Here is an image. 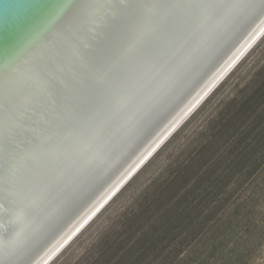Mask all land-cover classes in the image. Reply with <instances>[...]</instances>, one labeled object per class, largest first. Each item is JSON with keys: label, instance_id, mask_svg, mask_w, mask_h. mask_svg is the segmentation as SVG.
I'll list each match as a JSON object with an SVG mask.
<instances>
[{"label": "water", "instance_id": "water-1", "mask_svg": "<svg viewBox=\"0 0 264 264\" xmlns=\"http://www.w3.org/2000/svg\"><path fill=\"white\" fill-rule=\"evenodd\" d=\"M167 7L175 13L170 29L47 164L38 156L21 159L44 118L41 104H14L6 89L0 156L18 162L20 180L0 198V264H48L264 31V0ZM157 8L138 0H0V50L24 60L58 45L71 72L74 60H109L137 46L151 33Z\"/></svg>", "mask_w": 264, "mask_h": 264}, {"label": "rangeland", "instance_id": "rangeland-1", "mask_svg": "<svg viewBox=\"0 0 264 264\" xmlns=\"http://www.w3.org/2000/svg\"><path fill=\"white\" fill-rule=\"evenodd\" d=\"M50 264H264V35Z\"/></svg>", "mask_w": 264, "mask_h": 264}, {"label": "snow or ice", "instance_id": "snow-or-ice-1", "mask_svg": "<svg viewBox=\"0 0 264 264\" xmlns=\"http://www.w3.org/2000/svg\"><path fill=\"white\" fill-rule=\"evenodd\" d=\"M158 6L151 17L152 31L141 43L127 52H118L109 60H74L58 45L51 50L30 54L20 60L0 50V108L6 89L12 103L39 102V115L44 118L33 126L21 159L40 157L47 164L67 141L77 137L94 108L118 87L127 71L153 48L170 27L175 13L168 5L180 0H138ZM83 55V54H82ZM18 162H6L0 156V198L15 189L20 177Z\"/></svg>", "mask_w": 264, "mask_h": 264}, {"label": "bare ground", "instance_id": "bare-ground-1", "mask_svg": "<svg viewBox=\"0 0 264 264\" xmlns=\"http://www.w3.org/2000/svg\"><path fill=\"white\" fill-rule=\"evenodd\" d=\"M263 30H264V29H263ZM261 33H262V34H261ZM261 33H260V34L257 36V38H256V39L250 44V46H249L250 48L248 47V48L244 51L245 53L243 52V53H244L243 56H242V57L240 58V60L236 63V65L239 64V62H240V61H241V60L247 55V53H248V52L252 49V47L257 43V41H258V40L264 35V31L261 32ZM236 65L232 67V69L226 74V76L220 81V83H221V82L227 77V75H228V74H229V73H230V72L236 67ZM227 71H228V70H227ZM220 83H219V84H218V85H217V86H216V87H215V88H214V89H213V90L207 95V97L203 100V102H204V101H205V100H206V99H207V98H208V97L214 92V90L220 85ZM203 102H202V103H203ZM202 103L196 108V110L202 105ZM196 110H195V111H196ZM195 111H194V112H195ZM194 112H192V113L186 118V120H185V121H184V122H183V123H182V124H181V125H180V126H179V127H178V128H177V129H176V130H175L170 136H169V137H168V139L164 142V144H165V143H166V142H167V141H168V140L174 135V133H175V132H176V131H177V130H178V129H179V128H180V127H181V126H182V125H183V124H184V123H185V122H186L191 116H192V114H193ZM164 144H163V145H164ZM163 145H162V146H163ZM162 146H160L159 149H160ZM159 149H158V150H159ZM158 150H157L154 154H152V155L149 157L148 160H146L145 162H143V163L141 164V167H140V168L134 173L133 176H135V175H136V174L142 169V167L145 166V164H146V163H147V162H148V161H149V160H150V159H151V158H152V157L158 152ZM132 178H133V177H132ZM132 178H131V179H132ZM131 179H130V180H131ZM130 180H129V181H130ZM129 181H127V182L124 184V186H125ZM124 186H123V187H124ZM123 187H122V188H123ZM122 188H121V189H122ZM121 189H120V190H121ZM120 190H119V191H120ZM119 191H118V192H119ZM118 192H117V193H118ZM117 193H116V194H117ZM116 194H115L113 197L111 196V199L108 201V203H109V202H110V201L116 196ZM108 203H106L105 206H106ZM105 206H104V207H105ZM104 207H103V208H104ZM103 208H102V209H103ZM102 209H101V210H102ZM101 210L98 211V213H97V214H96V215H95V216H94V217H93V218H92V219H91V220L85 225V227H86V226H87V225H88V224H89V223H90V222H91V221H92V220H93V219H94V218H95L100 212H101ZM85 227H84V228H85ZM84 228H83V229H84ZM83 229H82V230H83ZM79 230H80V229H79ZM79 230H78V231H79ZM82 230H80L79 232L77 231L78 233L76 234V236H78V235L82 232ZM76 236H75V237H76ZM75 237H74V238H75ZM74 238H73V239H74ZM73 239H72V240H73ZM72 240H71V241H72ZM71 241H70L65 247H67V246L71 243ZM65 247H64V248H65ZM64 248H63V249H64ZM63 249H62V250H63ZM62 250H61V251H62ZM61 251H60V252H59L54 258H52V260H51L48 264H50V263H51V262H52V261H53V260H54V259L60 254V253H61Z\"/></svg>", "mask_w": 264, "mask_h": 264}]
</instances>
